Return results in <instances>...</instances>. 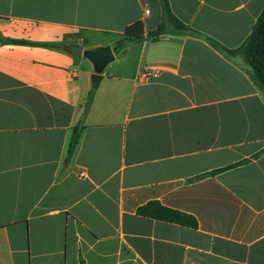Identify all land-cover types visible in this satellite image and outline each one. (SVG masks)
Returning a JSON list of instances; mask_svg holds the SVG:
<instances>
[{
	"label": "crops",
	"instance_id": "obj_1",
	"mask_svg": "<svg viewBox=\"0 0 264 264\" xmlns=\"http://www.w3.org/2000/svg\"><path fill=\"white\" fill-rule=\"evenodd\" d=\"M169 3L228 49L264 9ZM162 18L159 0H0V264H264V88L204 38L114 51ZM69 44L113 49L97 87ZM150 202L196 227L140 215Z\"/></svg>",
	"mask_w": 264,
	"mask_h": 264
},
{
	"label": "trees",
	"instance_id": "obj_2",
	"mask_svg": "<svg viewBox=\"0 0 264 264\" xmlns=\"http://www.w3.org/2000/svg\"><path fill=\"white\" fill-rule=\"evenodd\" d=\"M162 7V22L154 30L145 35V25L142 21H137L129 25L124 32V37L114 47L115 52L123 50L130 43L140 42L145 39L151 42H157L161 38L169 35H183L197 38H204L220 53L229 59L242 57L248 64L251 72L258 82L264 88V9L260 14L251 34L246 41L237 49H228L213 38L207 37L201 32L189 27L179 20L172 12L169 0H159ZM20 43L29 44L21 41ZM50 47H55L50 45ZM93 99V92L89 94L86 108L88 109ZM80 127H76L70 144L69 153H72L75 145L80 138ZM230 168V167H228ZM224 168L222 170L228 169ZM218 170L216 172L222 171ZM138 213L143 216L152 217L164 221L174 222L190 227H196V220L185 213L166 208L158 202H150L138 209Z\"/></svg>",
	"mask_w": 264,
	"mask_h": 264
},
{
	"label": "water",
	"instance_id": "obj_3",
	"mask_svg": "<svg viewBox=\"0 0 264 264\" xmlns=\"http://www.w3.org/2000/svg\"><path fill=\"white\" fill-rule=\"evenodd\" d=\"M64 49L76 58L84 56L93 63L95 68V73L92 76L94 87H97L100 83L102 79L101 73L104 68L115 59L114 51L110 46L84 50V47L80 44H69L64 46Z\"/></svg>",
	"mask_w": 264,
	"mask_h": 264
},
{
	"label": "rangeland",
	"instance_id": "obj_4",
	"mask_svg": "<svg viewBox=\"0 0 264 264\" xmlns=\"http://www.w3.org/2000/svg\"><path fill=\"white\" fill-rule=\"evenodd\" d=\"M110 64H111V63H110ZM106 67H107V66H106ZM106 67H105V68H106ZM105 68H104V70H103V71H105Z\"/></svg>",
	"mask_w": 264,
	"mask_h": 264
},
{
	"label": "built area",
	"instance_id": "obj_5",
	"mask_svg": "<svg viewBox=\"0 0 264 264\" xmlns=\"http://www.w3.org/2000/svg\"><path fill=\"white\" fill-rule=\"evenodd\" d=\"M146 76V75H145Z\"/></svg>",
	"mask_w": 264,
	"mask_h": 264
}]
</instances>
